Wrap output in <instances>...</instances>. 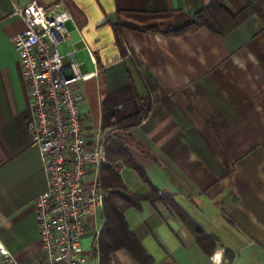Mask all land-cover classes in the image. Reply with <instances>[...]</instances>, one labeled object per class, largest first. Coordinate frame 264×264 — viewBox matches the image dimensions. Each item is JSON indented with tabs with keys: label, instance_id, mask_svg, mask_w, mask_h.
<instances>
[{
	"label": "crops",
	"instance_id": "0c3cea01",
	"mask_svg": "<svg viewBox=\"0 0 264 264\" xmlns=\"http://www.w3.org/2000/svg\"><path fill=\"white\" fill-rule=\"evenodd\" d=\"M30 1L0 0V242L17 264H42L34 203L47 188L11 42L24 29L13 8ZM61 1L72 20L57 52L90 75L75 89L87 132L108 136L114 168L100 169V186L148 256L142 264H264V0H228L234 16L218 19L223 34L201 28L183 36L162 32L211 0ZM114 144L145 179L116 157ZM151 188L176 211L160 201L124 205L123 197ZM106 207L89 218L83 238L90 264H101ZM107 263L140 264L124 249Z\"/></svg>",
	"mask_w": 264,
	"mask_h": 264
},
{
	"label": "built area",
	"instance_id": "2783aa9c",
	"mask_svg": "<svg viewBox=\"0 0 264 264\" xmlns=\"http://www.w3.org/2000/svg\"><path fill=\"white\" fill-rule=\"evenodd\" d=\"M12 16L24 26L11 42L28 92L29 142L39 151L47 182L34 203L41 261L90 264L81 242L89 218L103 209L109 195L100 186V169L114 166L106 158L108 136L87 132L82 97L75 89L90 75L79 73L72 54L57 52L72 17L61 0L48 7L31 0L14 6ZM0 264H17L1 242Z\"/></svg>",
	"mask_w": 264,
	"mask_h": 264
},
{
	"label": "trees",
	"instance_id": "16d2710c",
	"mask_svg": "<svg viewBox=\"0 0 264 264\" xmlns=\"http://www.w3.org/2000/svg\"><path fill=\"white\" fill-rule=\"evenodd\" d=\"M228 0H211L209 5L202 9L200 12L196 13L187 23L183 26L162 32L166 36H183L187 33L196 32L201 28H206L209 31H212L217 34H223V30L218 23V19L221 16H232V12L227 7ZM146 81L151 89L155 88L154 82L150 76H146ZM140 118H135L132 120L126 121L124 124L129 125L136 121H139ZM115 150L114 154L116 157L120 159H124L127 163H130V166L133 167L137 174L140 175L143 179L144 174L138 169L137 166L132 164L130 158L118 147L117 144H114ZM111 150V151H112ZM124 205L127 206H137L140 202L149 201L155 202L160 201L168 206L171 207L172 210L176 211L177 207L172 202V200L168 197H160L157 194V191L153 188L150 189L148 195L145 196H137V195H128L123 197ZM104 205H108L109 211L106 213V223L103 227V230L99 237V245L101 251V264H108L107 263V255L115 250L124 249L126 250L136 261L142 264L141 259H145L149 262L148 256L145 254L143 249L140 247L138 242L132 236V234L128 231L126 222L123 218L119 207L115 204H112L109 199L104 200ZM181 218V214L179 215ZM192 227L194 228V233L197 236V240L201 243V237H204L203 232L197 228L193 223H191ZM202 238V239H203Z\"/></svg>",
	"mask_w": 264,
	"mask_h": 264
},
{
	"label": "rangeland",
	"instance_id": "374dc122",
	"mask_svg": "<svg viewBox=\"0 0 264 264\" xmlns=\"http://www.w3.org/2000/svg\"><path fill=\"white\" fill-rule=\"evenodd\" d=\"M113 166H114V165H113ZM82 242H83V240H82ZM82 242H81V246H82V244H83ZM85 244H86V242H85ZM82 248H83V246H82ZM83 250H84V249H83Z\"/></svg>",
	"mask_w": 264,
	"mask_h": 264
}]
</instances>
